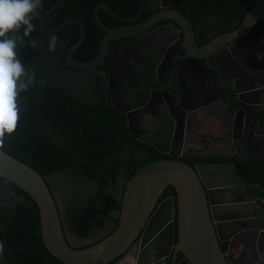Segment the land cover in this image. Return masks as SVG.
<instances>
[{"label":"trees","instance_id":"trees-1","mask_svg":"<svg viewBox=\"0 0 264 264\" xmlns=\"http://www.w3.org/2000/svg\"><path fill=\"white\" fill-rule=\"evenodd\" d=\"M100 1L116 2L115 12L125 18L132 16L139 4V0H65L54 20L44 23V26L50 27L75 17L84 25L85 38L72 52L73 60L86 62L95 55V46L103 32L92 19V9ZM213 2L184 1L182 13L192 28H199L195 35L197 45L207 42L217 33L236 29L252 4L251 0H245L247 5L239 10L234 21L233 17L226 18V27L213 32L204 25L205 11L219 9ZM99 18L113 22L104 13L99 14ZM32 23L36 30L30 37L24 38L23 44H18L17 52L25 68L35 70L37 83L20 94L16 130L5 135L4 147L0 150L27 165L42 178L60 222L67 230L85 238L92 230L103 229L109 222L107 229L112 232L117 225L113 215L119 210L118 179L121 177L125 181L137 169L167 157L158 147L130 137L122 125L121 116L99 101L94 93L79 96L74 90L65 88L61 78L54 77L64 63V51L78 39L76 24L67 23L53 33L44 34L39 31L36 19ZM258 26L264 28V22L259 21ZM52 35L58 38L57 54L48 50ZM33 39L35 47L31 43ZM52 62L57 65L56 68H53ZM262 125L264 128V112ZM231 161L236 174L244 184L249 185L247 191L256 195L259 191L257 186L264 197V159L233 158ZM13 187L18 196L0 203V244L3 245L0 264H62L52 258L42 245L34 202L22 190ZM58 190L69 192L70 198L60 203L59 196H56ZM170 196L175 197L174 190L167 186L158 201ZM260 225L264 226V221ZM222 245L224 250L227 243ZM240 252L238 244L231 250L235 257Z\"/></svg>","mask_w":264,"mask_h":264},{"label":"water","instance_id":"water-1","mask_svg":"<svg viewBox=\"0 0 264 264\" xmlns=\"http://www.w3.org/2000/svg\"><path fill=\"white\" fill-rule=\"evenodd\" d=\"M42 3L43 7L36 18L41 33H53L67 23L76 24L79 28L77 41L63 53L65 65L72 69L94 71L104 55L109 40L130 36L150 27L161 18L168 19L176 25L171 24L169 35L172 38H177L178 31H181V46L187 57L206 59L221 47H226L233 56L235 49L241 43L247 44L260 56L264 52V46L259 44L260 37L255 35L258 33L257 29H254L258 21L264 22V0H252L251 7L245 12L235 30L220 34L202 46L196 45L188 21L173 10L176 6L169 7L172 10H162L151 15L139 25L109 29L99 21L98 8L104 9L117 20L130 23L139 16L144 6L147 11L152 9L149 7L150 0H142L137 11L128 19H121L111 13L106 5L98 4L93 9V20L106 35L100 42L96 56L87 63L76 62L70 58L72 52L83 41L85 31L83 24L71 17L55 26L45 27L41 12L49 11L58 3V0H42ZM216 57L217 55L213 60ZM184 65L190 72H196L201 84L204 82L208 86L215 84L213 75L207 73L208 77L205 76V71L201 70L196 63L187 62ZM243 74L238 77L230 76L232 85L230 91L234 93L239 103L256 104L264 90L263 77L256 71L243 72ZM210 76L212 77L209 78ZM115 95L119 96V104L113 102L112 106L121 114H126L125 111L128 109L123 98L119 94ZM181 100L180 104L183 103ZM182 109L188 113L194 111V108L187 105H183ZM126 117L128 119L129 114H126ZM257 125L259 129L260 124ZM175 134H177L176 129L171 134L172 138ZM249 135L254 137L253 134ZM255 138L258 145L260 143L264 145V134L257 135ZM238 155L240 158L252 156L244 154V151ZM167 156L170 157L172 154ZM222 170V166L217 164L197 163L189 166L175 159H161L144 165L127 180L124 181L122 178L118 181V184H123V187L117 191L119 210L113 215L117 219L116 227L110 232L107 229L110 223L106 222L105 228H97L100 236L88 241L89 236L80 238L61 224L54 201L42 178L33 169L0 150V183L10 188L14 195L12 198L0 200V203L11 201L18 196L13 186L28 195L38 212L39 236L42 245L52 258L62 264H109L115 259L113 264H264V226H261V223L246 222L245 228L238 229L241 231L239 236L243 235L245 238V245L244 250L237 257L228 253L232 241L229 242L228 252L223 253L220 249L219 243L225 242L230 236L222 234L220 227L246 217V214H240L238 209L237 203L241 202L239 199L227 200L220 195L225 187L231 190L224 182L226 177L220 176ZM167 186L173 188L175 199L167 197L158 202ZM262 210L261 218L264 220V206ZM173 222H175L176 231L174 243ZM68 234L71 235L70 240ZM223 235L225 238L222 237ZM72 241L79 244L73 245ZM177 253L181 254V258L176 262Z\"/></svg>","mask_w":264,"mask_h":264},{"label":"flooded vegetation","instance_id":"flooded-vegetation-1","mask_svg":"<svg viewBox=\"0 0 264 264\" xmlns=\"http://www.w3.org/2000/svg\"><path fill=\"white\" fill-rule=\"evenodd\" d=\"M141 1L139 0L138 7ZM184 1L150 0L149 7L152 9L147 11L144 6L139 16L130 23L113 18L102 8L97 9V17L105 27L117 29L123 26L139 25L151 15L162 10H172L169 7L176 6L173 10L186 19L181 11ZM64 2L65 0H58V3L49 11L46 13L41 12L44 23L49 24L54 20L55 14L61 9ZM211 2H213L216 9H219L205 11L206 22L203 21L204 25L213 32L223 30L226 27L224 25L225 19L233 17L232 21H234L239 10L247 5L245 0H211ZM98 4L106 5L111 13L121 19H128L134 15L128 18L119 16L115 12L117 3L114 1H100L94 7ZM103 13L112 18L113 22L102 21L99 14L102 15ZM171 24L176 26L168 19L161 18L156 20L150 27L137 31L130 36L109 40L104 55L101 61L97 63L98 65L95 66L94 71L72 69L64 62L54 77L61 78L64 87L74 90V93L79 96L83 97L94 93L99 101H103L104 105L112 108L121 116L122 125L130 137L137 142L158 147L157 149L166 155L167 158L165 159H183L182 162H188L190 166L197 163L222 166L223 170L220 176L231 179L227 180L225 178L224 180L231 190L225 187L220 195L227 198V200L239 199L241 202L237 203L238 209L241 212L240 214H246V217L236 220L235 223H226L220 227L222 234L230 236L227 238L228 241L225 240L227 249L223 250L222 243H219V246L221 251L225 253L228 250L229 242L232 241L229 249L238 244L242 252L245 238L239 236L241 231H238V229L240 227L245 228L246 222L258 224L264 221L261 218L264 197L261 188L256 185L254 186L259 189L256 195H252L247 191L249 185L244 184L236 174L235 165L231 159L240 158L238 154L242 151H244V154L252 155L248 158L264 159V145L263 143L258 145L255 138L257 135L264 134L262 125L264 90L261 92L256 104H241L235 98L234 93L230 91L232 85L229 78L230 76L244 75L243 72L254 73L256 71L259 72L263 77L262 81H264V52L260 56V54L250 49L247 44L241 43L235 49L233 56L226 50V47H221L206 59L204 57H187L181 46V31H178L177 38H172L169 35ZM258 24L259 21L254 28L258 32L255 35L260 37L259 44L264 46V28H260ZM96 26L103 32V35L95 46L96 52L93 58L98 53L100 42L106 35L105 31L97 24ZM190 27L195 40L199 28H192L191 25ZM223 33L227 32L217 33L208 41ZM203 44L196 45L202 46ZM54 53L57 54V51L55 50ZM72 54L70 58L73 60ZM215 55L217 57L213 60ZM187 62L196 63L201 70L205 71V76H207V73L212 74L215 84L213 86H208L205 82L201 84L200 77L195 74L196 72H190L185 67L184 64ZM53 64L52 62L53 68H56L57 65ZM206 80L209 81V79ZM198 91L202 92L199 93ZM115 94L121 95L127 105L126 109L128 110L125 113L129 114L128 119L126 114H121L112 106L113 102L119 104V96ZM180 99L183 101L181 104ZM183 105L194 108V111L188 113L182 109ZM257 124H260L259 129ZM175 129L177 134L172 138L171 134ZM166 134V139L163 142L162 140ZM249 134H253L254 137ZM168 154H172V156L168 157ZM243 158L247 157L240 159ZM120 179L122 178L120 177L118 181ZM122 187L123 184L120 185L119 189H122ZM12 195L11 189L0 183V200L12 198ZM170 197L173 200L175 199V197ZM245 205L250 207L249 212H245ZM92 234L96 237V230H92L89 235ZM224 235L223 238H225ZM174 238L176 239V231L173 222ZM180 258L181 254L177 253L175 261L177 262Z\"/></svg>","mask_w":264,"mask_h":264},{"label":"clouds","instance_id":"clouds-1","mask_svg":"<svg viewBox=\"0 0 264 264\" xmlns=\"http://www.w3.org/2000/svg\"><path fill=\"white\" fill-rule=\"evenodd\" d=\"M42 7V0H0V149L4 147L5 135L16 130L20 94L37 83L35 70L25 68L17 47L36 30L32 21ZM31 43L36 46L34 39ZM57 43L58 38L52 35L49 52L55 51ZM2 252L3 245L0 244Z\"/></svg>","mask_w":264,"mask_h":264},{"label":"rangeland","instance_id":"rangeland-1","mask_svg":"<svg viewBox=\"0 0 264 264\" xmlns=\"http://www.w3.org/2000/svg\"><path fill=\"white\" fill-rule=\"evenodd\" d=\"M56 196H59L58 201L61 203V202H65V201H67L68 198H70V193L67 192V191H65V190H58ZM249 209H250V207L247 206V205H245V207H244L245 212H249V211H250ZM95 230H96L97 235H99V230H98V229H95ZM97 235H96V237H97ZM67 236L69 237V240H70L71 235L68 234ZM96 237H95L94 234L89 235V237H88V241H92L93 239H96ZM241 237H243V235H241ZM71 243H72L73 245H75V244H79L78 242H74V241H72Z\"/></svg>","mask_w":264,"mask_h":264},{"label":"crops","instance_id":"crops-1","mask_svg":"<svg viewBox=\"0 0 264 264\" xmlns=\"http://www.w3.org/2000/svg\"><path fill=\"white\" fill-rule=\"evenodd\" d=\"M224 243H227V242H224ZM225 249H227V245H226ZM225 249H224V250H225ZM231 250H232V249H229V252H228V250H227L226 252H228L230 255H232L233 257H235V256L231 253ZM236 257H237V256H236Z\"/></svg>","mask_w":264,"mask_h":264}]
</instances>
